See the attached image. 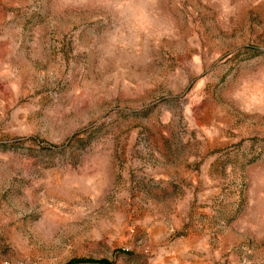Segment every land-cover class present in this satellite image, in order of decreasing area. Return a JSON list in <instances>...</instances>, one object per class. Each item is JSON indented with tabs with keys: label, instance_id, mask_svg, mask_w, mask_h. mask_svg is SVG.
I'll use <instances>...</instances> for the list:
<instances>
[{
	"label": "rangeland",
	"instance_id": "obj_1",
	"mask_svg": "<svg viewBox=\"0 0 264 264\" xmlns=\"http://www.w3.org/2000/svg\"><path fill=\"white\" fill-rule=\"evenodd\" d=\"M0 264H264V0H0Z\"/></svg>",
	"mask_w": 264,
	"mask_h": 264
}]
</instances>
